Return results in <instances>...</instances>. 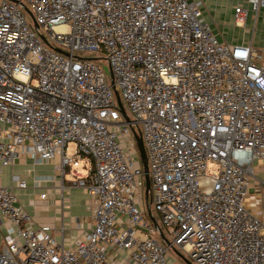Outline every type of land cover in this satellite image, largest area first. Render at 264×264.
I'll use <instances>...</instances> for the list:
<instances>
[{
    "label": "built area",
    "instance_id": "1",
    "mask_svg": "<svg viewBox=\"0 0 264 264\" xmlns=\"http://www.w3.org/2000/svg\"><path fill=\"white\" fill-rule=\"evenodd\" d=\"M18 1L69 56L44 44L18 4L0 0V177L22 154L59 156L60 173L90 197L93 226L65 247L18 204L14 188L26 181L12 176L15 187L0 185V264H169V248L192 264H264V181L255 177L264 164V49L253 45L264 0H237L254 19L235 44L216 39L195 0ZM239 3L232 21L244 33L249 10ZM100 51L130 121L96 61L75 56ZM147 204L172 239L163 233L165 250Z\"/></svg>",
    "mask_w": 264,
    "mask_h": 264
},
{
    "label": "crops",
    "instance_id": "2",
    "mask_svg": "<svg viewBox=\"0 0 264 264\" xmlns=\"http://www.w3.org/2000/svg\"><path fill=\"white\" fill-rule=\"evenodd\" d=\"M261 15L264 26L263 11ZM261 44L264 49V43ZM59 164V156L48 162H39L22 154L11 167L2 171L0 185L13 187L12 176L25 180L26 189L14 188L18 204L32 217L35 225H48L56 241L71 247L93 226L91 200L84 189L74 186L71 175L60 173ZM255 177L264 181V164L255 167ZM249 191L248 201L253 204L252 200H256L258 194L256 186L252 185ZM41 194H46L45 200L39 198ZM2 226L0 223V243L4 235Z\"/></svg>",
    "mask_w": 264,
    "mask_h": 264
},
{
    "label": "rangeland",
    "instance_id": "3",
    "mask_svg": "<svg viewBox=\"0 0 264 264\" xmlns=\"http://www.w3.org/2000/svg\"><path fill=\"white\" fill-rule=\"evenodd\" d=\"M200 3V6L203 11V15L205 20L210 24L211 30L216 37L218 41H225L228 43H238L241 42L242 40H246V37H250V30L252 29V24H253V19L254 15L253 13L249 10V6L244 3V2H238L237 0H195ZM239 3L242 5L244 9H248V17H247V26L246 30L243 33V30L237 29L233 25L232 21V12H233V6L235 4ZM262 13V10H261ZM259 16L258 22H257V27L255 31V37H254V46L256 49L261 50L262 44L264 43V40H262V31L264 29V26L262 25L261 21L263 16ZM25 18L27 22L32 25V19L28 13L24 11ZM75 56L80 57V58H87V57H96L99 58L98 61H96L97 65L101 68L103 71V74L106 78L107 81L110 80V68L109 64L106 61V57L103 51H100L98 53H91V52H81V53H76ZM128 114L131 116L129 110ZM126 137L124 136H119V142L123 145V143L126 141ZM73 145L69 144L68 149H67V154L70 155L73 152ZM137 150V149H136ZM210 168V164L208 166ZM74 173H79L81 176L84 175V171L82 166L80 165L77 168L73 169ZM250 192V191H249ZM153 217L155 218L157 224L162 228L163 233L166 235L167 239L171 242V237L165 230V228L162 226L161 220L159 218V215L154 209L153 204L149 206ZM144 232H147L144 228H141ZM149 236L151 235V238L154 240H157V237L151 233H148ZM159 246H161L164 250L167 248V245L164 243H160ZM181 254V253H180ZM184 256L186 259L187 256L184 254H181ZM164 258L165 261L169 264H172L175 262V264H184L179 257L175 254L174 249L169 248L168 250L165 251L164 253Z\"/></svg>",
    "mask_w": 264,
    "mask_h": 264
},
{
    "label": "water",
    "instance_id": "4",
    "mask_svg": "<svg viewBox=\"0 0 264 264\" xmlns=\"http://www.w3.org/2000/svg\"><path fill=\"white\" fill-rule=\"evenodd\" d=\"M12 3L18 4L22 10H24L26 13H28L32 19V25L34 30L38 33L39 38L44 42L45 45H47L48 47H50L53 51L65 55V56H69L68 53L60 50L57 47H53L50 45V43L48 42V40L39 33V26L37 25V23L35 22V20L33 19V16L31 15V13L28 11V9L21 4L18 0H8ZM86 60H91V61H98V58H86ZM110 85L111 88L113 90L114 96H115V100L119 109L120 114L122 115V117L126 120V121H130L126 110L122 104V101L120 99V95L114 85V79H113V75L110 72ZM133 138L136 144V148L138 151V155H139V159L142 165V169H143V173H144V184H145V197H148L149 191H150V179H149V175H148V163H147V156H146V152H145V148H144V143L142 140V136L140 131L137 130H133ZM146 214L150 220V222L152 223L153 227L156 229L159 238L161 240L162 243H164L165 245H169V241L166 239V237L164 236L160 226L157 224L155 218L152 215V212L149 208V204L146 205ZM175 254L179 257V259L184 263V264H192L188 259H186L184 256H182L176 249H174Z\"/></svg>",
    "mask_w": 264,
    "mask_h": 264
},
{
    "label": "trees",
    "instance_id": "5",
    "mask_svg": "<svg viewBox=\"0 0 264 264\" xmlns=\"http://www.w3.org/2000/svg\"><path fill=\"white\" fill-rule=\"evenodd\" d=\"M178 251V250H177ZM180 253V251H178Z\"/></svg>",
    "mask_w": 264,
    "mask_h": 264
}]
</instances>
